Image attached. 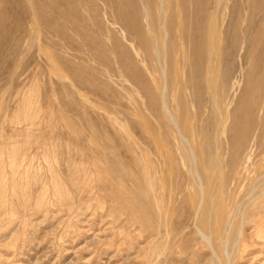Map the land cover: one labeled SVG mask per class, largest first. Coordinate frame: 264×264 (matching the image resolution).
I'll list each match as a JSON object with an SVG mask.
<instances>
[{
    "label": "rangeland",
    "instance_id": "obj_1",
    "mask_svg": "<svg viewBox=\"0 0 264 264\" xmlns=\"http://www.w3.org/2000/svg\"><path fill=\"white\" fill-rule=\"evenodd\" d=\"M235 3L209 0L200 72L176 35L156 25L148 52L100 1L69 3L85 33L2 26L0 264H264L262 113L244 147L232 128L264 76L233 46Z\"/></svg>",
    "mask_w": 264,
    "mask_h": 264
},
{
    "label": "bare ground",
    "instance_id": "obj_2",
    "mask_svg": "<svg viewBox=\"0 0 264 264\" xmlns=\"http://www.w3.org/2000/svg\"><path fill=\"white\" fill-rule=\"evenodd\" d=\"M71 1L72 0H20L18 2L15 1V3H10L7 0H0V30H3L1 28L4 24L10 23H14L16 26L15 28H20L22 26L20 19L22 17L27 18L29 16H32L35 21H37V19L43 21L44 27L46 29L49 28L58 35L63 34V31L60 28V23H62L60 21L62 20L63 22L65 21L64 24L67 23L73 30L78 31V33H85L84 30H81L82 27L77 24V21L79 19V11L77 9L69 7V3ZM91 1L94 2L95 7L98 6V1L102 2L104 7L103 10L107 14H109L108 16L112 18V22L114 24H118L121 27L122 31H124L125 33L135 35L136 41L134 39L133 40L136 42L138 47L146 48L148 52H151L154 43L158 40L157 33L154 29L156 25L161 29V35H163L165 39L169 38L172 35H176L177 38L184 41V44L178 45L179 51L193 52L199 66V68H197V72H200L201 63L204 60L203 50L205 49L207 44L206 24L210 22L211 17L213 16L208 14L209 0H176V3H174L173 0ZM218 1L222 2V0ZM245 5V10H242L240 5L237 3H235L232 8L235 17L231 19L229 25H231L232 27V33L235 39L233 46H237V42L240 44L241 41L242 44H246V39L248 38V46L250 47L251 55L253 56V59L251 56L252 63L258 70L257 79H260L264 76V0H245ZM65 6H67L68 9H66ZM95 7H92L91 11L89 10L90 16L94 21H96L97 19V17H95L97 14L94 15L96 13ZM35 8L40 9V13L38 15L33 13V10ZM152 8L155 9L156 15H153ZM8 11H10V13H12L13 15L9 16ZM104 11L102 13H104ZM47 12H49L50 14H47ZM215 13H218V11L216 10ZM52 14L54 15V17H51ZM107 14H105L104 16H107ZM100 15L101 18H105L102 17V14ZM154 16L156 17L154 18ZM109 20L111 21V19ZM171 56L174 57L173 55ZM178 62V59H172V63L176 70V73L180 77V73L177 68ZM185 62L189 63L190 60L185 59ZM248 108L249 110L243 114V117L241 116L239 119H237V114L234 115V122L232 125V128L236 133V145H242L243 147L246 139L250 135L254 137L255 133L259 129V124L255 126L256 113L257 116L262 113L263 118H261L260 125L264 130V101L260 103V101L255 99L251 103H249ZM261 144L262 143H260V146ZM3 190H5L4 192H6L8 189L4 186ZM260 193H264V185L260 188ZM255 229L259 231L264 229V213L262 220L256 221ZM214 239L215 237L211 234L207 235L206 237V241L208 244H211ZM226 260L227 262H229L230 260L227 251Z\"/></svg>",
    "mask_w": 264,
    "mask_h": 264
}]
</instances>
